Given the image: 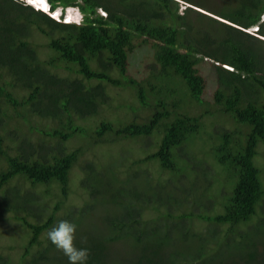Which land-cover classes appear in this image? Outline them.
<instances>
[{
    "label": "trees",
    "instance_id": "obj_1",
    "mask_svg": "<svg viewBox=\"0 0 264 264\" xmlns=\"http://www.w3.org/2000/svg\"><path fill=\"white\" fill-rule=\"evenodd\" d=\"M47 1L51 9L77 5L81 23L0 0V212L16 210L29 232L17 245L18 262L68 264L47 239L63 219L85 223L75 244L89 249V264H177L176 255L195 250L176 247L170 231L153 225L185 218L174 223L176 235L200 243L194 255L207 257L197 264H264V241L256 242L264 240V41L241 30L259 21L264 0H182L183 13L179 0ZM259 31L264 36V23ZM16 88L25 92L12 93ZM124 107L125 123L101 115ZM89 117L95 122L88 128L76 122ZM24 127L27 134H16ZM107 146L122 166V150L139 148L142 156L130 162L144 170L121 176L120 164L111 168L97 156ZM87 150L79 186L90 206L98 197L118 210L87 220L86 205L57 217L78 153ZM145 163L167 177L153 181ZM159 186L173 194L153 199ZM44 188L57 200L51 212L37 199ZM147 206L164 208L158 223L141 218ZM149 236L160 237L157 247ZM124 243L132 247L121 252Z\"/></svg>",
    "mask_w": 264,
    "mask_h": 264
},
{
    "label": "rangeland",
    "instance_id": "obj_2",
    "mask_svg": "<svg viewBox=\"0 0 264 264\" xmlns=\"http://www.w3.org/2000/svg\"><path fill=\"white\" fill-rule=\"evenodd\" d=\"M217 3L219 4L220 1L222 0H216ZM180 6H179V12L183 13L184 11V6H186V4L184 1L179 0ZM191 7L195 8V6ZM199 9V8H196ZM201 10V9H199ZM98 11L100 13H103L101 10L98 9ZM69 15H71L72 18H79L77 15L74 14L73 12V8L68 9ZM57 15V14H56ZM212 15V14H211ZM219 20L228 23V21L223 20L218 18ZM79 20V19H78ZM236 26V25H235ZM241 28V27H240ZM242 31H245V33L251 35V36H257V35H261L259 32V30H257V27H254V25L248 27L247 29H241ZM35 36H37V41L38 42H43V44L45 43V38H41L43 36L34 33ZM262 36V39L264 41V36ZM258 37V36H257ZM260 38V37H259ZM47 53V50H41V56L44 57L45 54ZM58 73L60 74H64L66 71H59L57 70ZM7 88L10 89V86H8ZM15 91H17L18 93H24V90L21 89H12L11 92L15 94ZM117 102V104L119 103V101L117 100H113L112 104L114 105ZM125 103V102H124ZM111 111L109 112V109H106L104 111H102L101 115H105V117H109V118H113L115 120L116 118V122H123L125 123V121H129L127 118L130 117V115L127 113V109L124 107V111L120 110V109H115V108H111ZM90 117L87 119H76V122L81 123V124H85L87 125L86 128H88L91 124L90 123H94L95 121L90 122ZM43 122L47 123L45 120H43ZM24 132L21 133H17L18 135H20L21 137H23L25 134H27V127L23 128ZM13 132V130H12ZM15 137V136H14ZM75 140H71V141H66L65 143L67 144V146L72 145ZM18 141L16 142L15 147L17 146ZM130 145V144H129ZM3 147H5L3 145ZM95 151L96 149H98L99 147H94ZM7 149L8 152L9 148H4ZM139 148H133L132 151L130 150H122V154L126 157V159H124L123 161H125L124 165L122 166V163L120 164L121 158L115 154V152L117 151V149H114L110 146L107 147H101L99 148L98 152H97V156L100 160L101 163H105L107 160L110 161L111 163V168L115 167L117 168L120 164V175L123 176L124 175V170H130L131 168H133L135 171L140 172L142 170H144L143 164L138 163L136 164L134 167L131 165V160L133 161L135 158H137L138 156H142V154L139 153ZM91 151L87 150V151H80L79 154V159L76 162V165L72 168V186H71V192L69 194L68 199L61 205V207L55 211V214L57 217H62L69 209L73 208V210H75V208L77 209H84L85 206L87 205V207L84 209V215H86V219L90 220V217H93L95 220H99L101 217H103L104 215H106L107 213H109L110 215L115 214V212H117L118 208L117 205L111 206L109 204V201L107 199H100L97 197V202L90 206V199L91 196L87 193L84 192V190L79 186V180L82 177V172L80 170V166L81 164L88 160L91 157ZM109 152H113V155H110ZM130 152V153H129ZM124 157V158H125ZM260 160V158H259ZM150 162H155V161H150ZM5 164L4 160L2 159V161H0V166H3ZM148 167L149 173H150V178H152L153 181H163L166 177L167 174H158L160 173L159 171H157L155 164L152 163L153 165H149L147 163H145ZM126 168V169H125ZM132 169V170H133ZM158 172V173H157ZM145 178L142 176H139V188L141 189V187L143 185H145V183L143 182ZM12 185L15 184L16 188L21 189V190H27V183H23L21 185L17 184L16 182H12ZM11 185V186H12ZM160 187V186H159ZM156 187L155 190H153V192L155 193V196L153 197V199H157V198H161V196H168L173 194V192L168 191L169 188L167 189L166 187L162 186V187ZM44 190H46V192H44ZM145 194V193H143ZM38 196V195H37ZM147 194L143 195L142 198H146ZM39 197V196H38ZM167 198V197H166ZM163 197V199H166ZM38 201H40V204H45L46 208H48V212L52 211L53 205L55 204L56 197L55 195L52 193L51 190H47V188H44L40 197L37 198ZM109 205V206H108ZM89 210V211H88ZM164 211V208L162 206H160V211H154L148 208V206L145 209H142L141 212V218L147 221H151V220H156V222L152 223V224H156L158 223V216H161L160 214ZM16 210L14 212H10V211H5L4 213L0 212V264H20L18 261L20 260L19 257L22 255L19 251V248H17V245H23L25 244V241H28V239H30L29 237V232L27 231L26 228H24L22 226L23 222L22 220H19L17 218L14 217ZM26 211L25 210H19L17 211L18 214H24ZM90 212L92 213V215L90 216ZM120 212V211H119ZM69 214V213H66ZM83 215V216H84ZM28 220L33 221L31 218H27ZM178 221H182V222H178ZM175 222H178L180 225L188 222L187 219L183 218V219H178L177 221H172L170 222L169 226L167 227H163L160 228L156 225H153V228H159L160 231L162 229H167L168 231H170V236H171V240L174 241V245L176 247L182 248V249H189L191 251L194 252H190L187 255L184 256H180V255H176L175 259L177 260V264H197V263H203L204 259L207 257L202 255L201 252V258H196L194 253L196 252L197 248H200V243L198 241L195 240V238H192L190 236H177V228H175V226H178L177 224H174ZM194 223L198 226H204L203 222L201 220L195 219ZM85 223L83 222L82 224L79 225V227H77L76 230V239L79 237V228L81 226H83ZM144 228V231H147V228ZM158 229V230H159ZM255 234V233H253ZM252 234V235H253ZM45 234H42L41 237L43 238ZM41 237H39V240H42ZM45 239V238H44ZM75 239V241H76ZM160 237L159 236H149V240L148 243L152 244L151 246L157 247L158 245V241H159ZM224 239H232V238H221L220 240H224ZM146 240V238L144 239ZM74 241V243H75ZM264 241L263 239H258L256 242H262ZM157 242V243H156ZM157 244V245H156ZM53 245V244H52ZM128 243H124L120 249V251L122 252V250L124 249H131L130 247H132L131 245ZM8 246L12 247V248H7ZM37 247V245H34L33 247ZM42 246H44V244L42 243L39 247L42 248ZM54 246V245H53ZM120 246V244L115 243L114 247ZM35 247V248H36ZM55 247V246H54ZM209 247V246H208ZM225 249V247H224ZM136 249L132 250L135 251ZM129 253V250H127ZM22 252V251H21ZM60 252V251H58ZM217 260V258L215 259Z\"/></svg>",
    "mask_w": 264,
    "mask_h": 264
},
{
    "label": "clouds",
    "instance_id": "obj_3",
    "mask_svg": "<svg viewBox=\"0 0 264 264\" xmlns=\"http://www.w3.org/2000/svg\"><path fill=\"white\" fill-rule=\"evenodd\" d=\"M18 1L30 5L35 10H40L46 13L56 21L79 24L83 19V13L77 5H69L63 8L56 7L54 9H51L47 0H44L43 3L38 2L37 4L30 2L29 0H18ZM71 8H73L74 14L77 15L79 18L75 19L72 18L71 15H69L68 9ZM260 23H264V12L261 14L259 21L256 24H253L254 27H257V30H259ZM247 28H241V29H247ZM257 36L260 37V39H262L261 35H257ZM223 66L228 69H231L230 66L227 65H223ZM76 230H77V226L75 223L69 220L61 219L58 220L56 224L51 229L48 230L47 239L56 247L58 251H60L67 258L68 264H89V258H90L89 249L86 247H77L76 244L74 243L76 239Z\"/></svg>",
    "mask_w": 264,
    "mask_h": 264
},
{
    "label": "bare ground",
    "instance_id": "obj_4",
    "mask_svg": "<svg viewBox=\"0 0 264 264\" xmlns=\"http://www.w3.org/2000/svg\"><path fill=\"white\" fill-rule=\"evenodd\" d=\"M29 1H30V0H29ZM31 2H33V3L37 4L38 2H41V3H43V2H44V0H31Z\"/></svg>",
    "mask_w": 264,
    "mask_h": 264
},
{
    "label": "snow or ice",
    "instance_id": "obj_5",
    "mask_svg": "<svg viewBox=\"0 0 264 264\" xmlns=\"http://www.w3.org/2000/svg\"><path fill=\"white\" fill-rule=\"evenodd\" d=\"M30 2H31V0H30Z\"/></svg>",
    "mask_w": 264,
    "mask_h": 264
}]
</instances>
